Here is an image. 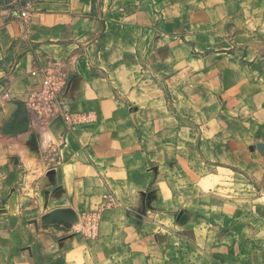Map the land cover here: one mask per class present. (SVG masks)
Here are the masks:
<instances>
[{
  "label": "crops",
  "instance_id": "1",
  "mask_svg": "<svg viewBox=\"0 0 264 264\" xmlns=\"http://www.w3.org/2000/svg\"><path fill=\"white\" fill-rule=\"evenodd\" d=\"M52 60L95 120L48 169ZM0 264H264V0H0Z\"/></svg>",
  "mask_w": 264,
  "mask_h": 264
},
{
  "label": "built area",
  "instance_id": "2",
  "mask_svg": "<svg viewBox=\"0 0 264 264\" xmlns=\"http://www.w3.org/2000/svg\"><path fill=\"white\" fill-rule=\"evenodd\" d=\"M40 72L42 78L39 85L27 94L25 107L28 125L39 140L48 169H53L60 163L63 134L71 132L78 124L94 121L95 114L68 110L64 93L71 77L70 69L52 60L41 66ZM113 203L114 198L105 194L100 207L107 208ZM99 213L100 210L85 212L77 232L87 238L96 237L100 222Z\"/></svg>",
  "mask_w": 264,
  "mask_h": 264
},
{
  "label": "water",
  "instance_id": "3",
  "mask_svg": "<svg viewBox=\"0 0 264 264\" xmlns=\"http://www.w3.org/2000/svg\"><path fill=\"white\" fill-rule=\"evenodd\" d=\"M24 130H27V127H28V118L27 117H25V119H24Z\"/></svg>",
  "mask_w": 264,
  "mask_h": 264
}]
</instances>
